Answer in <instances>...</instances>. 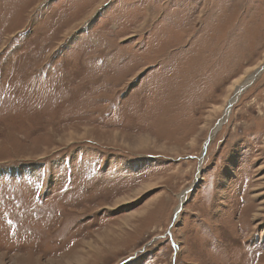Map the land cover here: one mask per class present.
<instances>
[{
    "label": "rangeland",
    "instance_id": "1",
    "mask_svg": "<svg viewBox=\"0 0 264 264\" xmlns=\"http://www.w3.org/2000/svg\"><path fill=\"white\" fill-rule=\"evenodd\" d=\"M0 264H264V0H0Z\"/></svg>",
    "mask_w": 264,
    "mask_h": 264
},
{
    "label": "bare ground",
    "instance_id": "2",
    "mask_svg": "<svg viewBox=\"0 0 264 264\" xmlns=\"http://www.w3.org/2000/svg\"><path fill=\"white\" fill-rule=\"evenodd\" d=\"M251 80V78H249L248 80H246V83L245 84H247L249 81ZM245 84L244 85H241V86H239L238 88H236L235 89V93H237L238 92V90H240L243 86H245ZM234 101V100H233ZM181 201H182V199H181ZM180 201V202H181ZM178 212H180L179 211V208L176 210V214H175V217H177V215H178ZM176 219V218H175Z\"/></svg>",
    "mask_w": 264,
    "mask_h": 264
},
{
    "label": "flooded vegetation",
    "instance_id": "3",
    "mask_svg": "<svg viewBox=\"0 0 264 264\" xmlns=\"http://www.w3.org/2000/svg\"><path fill=\"white\" fill-rule=\"evenodd\" d=\"M70 180H71V175H70ZM72 180H71V182H70V184L67 186V188L66 189H64L63 187H62V189L66 192L67 191V189L72 185Z\"/></svg>",
    "mask_w": 264,
    "mask_h": 264
},
{
    "label": "water",
    "instance_id": "4",
    "mask_svg": "<svg viewBox=\"0 0 264 264\" xmlns=\"http://www.w3.org/2000/svg\"><path fill=\"white\" fill-rule=\"evenodd\" d=\"M260 71H261V70H259L256 74H258ZM242 90H243V88H241L240 90H238L237 93H240ZM179 208H181V207H179Z\"/></svg>",
    "mask_w": 264,
    "mask_h": 264
}]
</instances>
